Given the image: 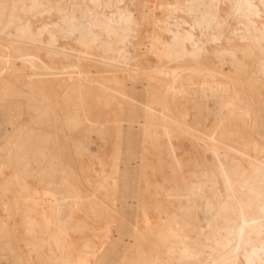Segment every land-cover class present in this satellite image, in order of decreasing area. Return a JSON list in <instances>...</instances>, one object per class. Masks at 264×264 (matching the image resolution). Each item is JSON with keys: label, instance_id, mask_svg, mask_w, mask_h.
<instances>
[{"label": "bare ground", "instance_id": "6f19581e", "mask_svg": "<svg viewBox=\"0 0 264 264\" xmlns=\"http://www.w3.org/2000/svg\"><path fill=\"white\" fill-rule=\"evenodd\" d=\"M0 264H264V0H0Z\"/></svg>", "mask_w": 264, "mask_h": 264}]
</instances>
